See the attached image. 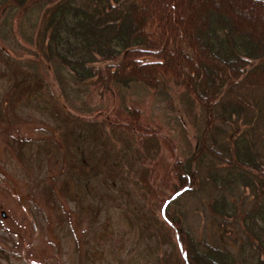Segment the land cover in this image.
<instances>
[{
	"label": "rangeland",
	"instance_id": "obj_1",
	"mask_svg": "<svg viewBox=\"0 0 264 264\" xmlns=\"http://www.w3.org/2000/svg\"><path fill=\"white\" fill-rule=\"evenodd\" d=\"M248 3L210 0L188 19L207 56L192 93L148 86L140 61L93 85L101 61L146 44L135 0H0L2 53L46 74L115 159L113 185L75 175L81 206L62 203L60 222L42 186L3 165L0 140V264H264V8ZM7 84L0 62V94Z\"/></svg>",
	"mask_w": 264,
	"mask_h": 264
},
{
	"label": "trees",
	"instance_id": "obj_2",
	"mask_svg": "<svg viewBox=\"0 0 264 264\" xmlns=\"http://www.w3.org/2000/svg\"><path fill=\"white\" fill-rule=\"evenodd\" d=\"M240 1L247 5L250 2L255 9L264 8L263 0ZM208 2L210 0H135L137 29L146 44L123 49L109 58L111 62L101 61L105 66L99 68V81L93 85L105 87L108 72L140 61L145 64L141 65L139 75L148 86L155 87L164 79L184 84L196 93L199 82L202 86V68L207 56L201 35L192 36L194 29L188 19L204 11ZM185 6L187 13L183 12ZM114 39L117 44H123L116 38H111L110 43ZM39 54L44 55V49L40 48ZM0 62L7 68L8 80L0 94L3 165L17 171L19 181H25L28 188L42 186L45 201L54 216L65 222L69 216L62 215V203L72 205L76 211L81 206L73 192L75 175H103L106 183L113 185L112 146L103 138L96 122H85L68 112L46 74L25 70L17 59L1 50ZM138 117L131 109L126 119L132 123ZM258 118H264V114H259ZM26 126L35 130L32 136L22 133V127ZM146 140L154 141L152 137ZM191 262L198 264L192 258Z\"/></svg>",
	"mask_w": 264,
	"mask_h": 264
}]
</instances>
